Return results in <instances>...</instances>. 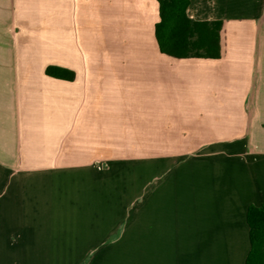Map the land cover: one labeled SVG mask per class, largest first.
I'll list each match as a JSON object with an SVG mask.
<instances>
[{
    "label": "crops",
    "instance_id": "obj_1",
    "mask_svg": "<svg viewBox=\"0 0 264 264\" xmlns=\"http://www.w3.org/2000/svg\"><path fill=\"white\" fill-rule=\"evenodd\" d=\"M188 14L221 57L162 52L157 0H0V264H246L264 0Z\"/></svg>",
    "mask_w": 264,
    "mask_h": 264
},
{
    "label": "trees",
    "instance_id": "obj_2",
    "mask_svg": "<svg viewBox=\"0 0 264 264\" xmlns=\"http://www.w3.org/2000/svg\"><path fill=\"white\" fill-rule=\"evenodd\" d=\"M160 19L155 36L162 52L175 58L213 57L223 54L221 19H195L188 14L191 0H157ZM48 75L72 79L73 71L57 66L47 67ZM251 249L246 264H264V204L250 205L247 210Z\"/></svg>",
    "mask_w": 264,
    "mask_h": 264
}]
</instances>
